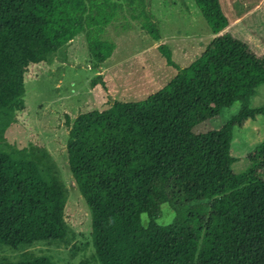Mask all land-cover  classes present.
Listing matches in <instances>:
<instances>
[{"label": "trees", "instance_id": "1", "mask_svg": "<svg viewBox=\"0 0 264 264\" xmlns=\"http://www.w3.org/2000/svg\"><path fill=\"white\" fill-rule=\"evenodd\" d=\"M102 1L104 11L98 0H0V118L14 121L24 110L30 66L50 61L80 34L88 37L90 24L114 11ZM194 1L216 35L198 60L181 68L161 45L178 71L164 89L74 122L67 118L70 170L91 209L99 264H180L183 221L163 225L154 211L171 203L185 215L201 201L211 204L196 264H264V142L242 174L233 171L238 159L231 154L234 128L264 116V108L249 104L264 85V58L227 31L220 0ZM146 6L133 8L134 18L159 41ZM90 44L99 69L116 45L108 39ZM235 103L239 112L221 128L196 132ZM7 125L0 120V136ZM46 163L16 158L0 145V246L60 240L63 192L58 180L43 174L39 164ZM16 264L55 263L40 258Z\"/></svg>", "mask_w": 264, "mask_h": 264}, {"label": "rangeland", "instance_id": "2", "mask_svg": "<svg viewBox=\"0 0 264 264\" xmlns=\"http://www.w3.org/2000/svg\"><path fill=\"white\" fill-rule=\"evenodd\" d=\"M102 21L89 27L90 35L80 34L72 45L50 61L30 66L26 76L25 108L13 118L2 117L8 127L0 136L2 149L16 158H41L39 164L47 180H58L63 192L57 215L62 223L59 241L0 246V259L10 263L48 258L55 264H99L92 245L91 209L82 196L69 165V128L81 114L105 110L114 102H139L164 89L177 75L159 46L171 52L181 68L190 66L215 39L213 31L194 0H108ZM229 21L227 31L244 43L258 58H264V0H220ZM103 11L104 1L98 0ZM102 4V5H101ZM147 5L155 17L157 41L135 19L133 8ZM238 19V20H237ZM237 21V22H235ZM89 37L91 38L89 40ZM97 39L115 43L112 57L99 69L94 67L93 44ZM251 108H264V85L250 98ZM240 110L235 103L216 119L203 122L197 133L221 128ZM264 142V116L235 127L231 154L238 159L233 171L250 168L249 156ZM44 156V157H42ZM210 201L189 205L180 214L171 203L154 211L163 225L177 218L183 221L185 241L180 264H196Z\"/></svg>", "mask_w": 264, "mask_h": 264}, {"label": "crops", "instance_id": "3", "mask_svg": "<svg viewBox=\"0 0 264 264\" xmlns=\"http://www.w3.org/2000/svg\"><path fill=\"white\" fill-rule=\"evenodd\" d=\"M238 20V19H237ZM235 22H237V21H235ZM230 27V26H229ZM229 27L227 28V29H229ZM213 38H216V35H213Z\"/></svg>", "mask_w": 264, "mask_h": 264}]
</instances>
